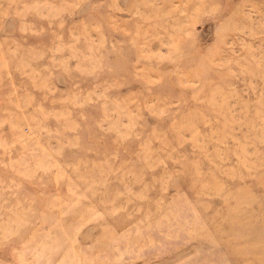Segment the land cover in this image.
<instances>
[{"label": "rangeland", "instance_id": "obj_1", "mask_svg": "<svg viewBox=\"0 0 264 264\" xmlns=\"http://www.w3.org/2000/svg\"><path fill=\"white\" fill-rule=\"evenodd\" d=\"M252 245L264 0H0V264H256Z\"/></svg>", "mask_w": 264, "mask_h": 264}, {"label": "bare ground", "instance_id": "obj_2", "mask_svg": "<svg viewBox=\"0 0 264 264\" xmlns=\"http://www.w3.org/2000/svg\"><path fill=\"white\" fill-rule=\"evenodd\" d=\"M248 238L249 237L245 238V240H247V242L249 241ZM255 253H256V255L259 256V260H258V262H256V264H264V249H261L260 252H257L254 245H252L250 248H248L246 250V252L243 251V256L245 254H247L245 257H250L251 255H255Z\"/></svg>", "mask_w": 264, "mask_h": 264}]
</instances>
